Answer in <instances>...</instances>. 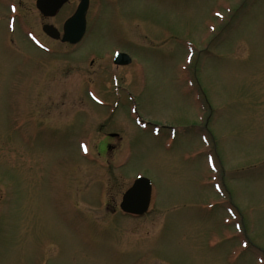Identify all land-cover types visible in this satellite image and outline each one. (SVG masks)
<instances>
[{"label":"rangeland","instance_id":"rangeland-1","mask_svg":"<svg viewBox=\"0 0 264 264\" xmlns=\"http://www.w3.org/2000/svg\"><path fill=\"white\" fill-rule=\"evenodd\" d=\"M7 1L0 264H264V0H91L75 46Z\"/></svg>","mask_w":264,"mask_h":264},{"label":"water","instance_id":"water-1","mask_svg":"<svg viewBox=\"0 0 264 264\" xmlns=\"http://www.w3.org/2000/svg\"><path fill=\"white\" fill-rule=\"evenodd\" d=\"M67 1L69 0H37L36 6L42 14L49 16L55 15ZM88 6L89 0H81L73 16L65 22L63 42L77 44L81 41L86 30ZM43 30L53 39L60 38V33L53 26L45 25ZM114 63L116 65H128L131 63V58L125 53H118L114 58ZM151 194V182L144 177H138L123 195L120 209L126 214L143 216L149 209Z\"/></svg>","mask_w":264,"mask_h":264},{"label":"flooded vegetation","instance_id":"flooded-vegetation-1","mask_svg":"<svg viewBox=\"0 0 264 264\" xmlns=\"http://www.w3.org/2000/svg\"><path fill=\"white\" fill-rule=\"evenodd\" d=\"M31 1H33L34 2V5H35V9L37 10V18L39 17L40 18V20H41V30H42V35H43V37H46L47 39H51L52 41H58V42H60L61 44H63V45H68V46H75V45H71L70 43H67V42H63L62 41V38H63V35H64V33H63V27H64V24H65V22H66V20H68L73 14H74V12L76 11V9H77V7H78V5H79V3L81 2V0H69V1H67L62 7H61V9L55 14V15H49V16H45L44 14H42L38 9H37V7H36V1L37 0H31ZM8 3H9V6H11V5H14L13 6V8L15 7L16 8V13H15V15H18V13L19 12H21V14H22V12L25 10V9H23V5H25L24 3H23V1L22 0H14V1H11L10 2V0H8L7 1ZM72 4H75V9L72 11V12H70V14H68L63 20H62V26H61V29H60V27L59 26H56L55 25V23H54V21L53 20H56V19H58L61 15H62V12L68 7V6H70V5H72ZM90 7H91V0H89V6H88V11H87V14H86V30H85V33H84V36H83V38H82V40L80 41V43H82V41L84 40V38L86 37V34H87V28H88V16L90 15L91 16V14H90ZM20 9H21V11H20ZM19 10V11H18ZM23 24H25L24 26H22V27H24V30H25V32H22V31H20L19 32V34H20V37H21V39H25L26 40V42H28V44H30L31 46H33L31 43H29V41H32L35 45H37V43H38V41H37V39H39L38 38V36H37V34H35L34 32H32L33 30H31L32 28H34L33 27V25L31 24V29L30 30H28L29 28L28 27H30V25L28 24V22L27 21H24V23ZM45 25H50V26H53L55 29H57L58 30V32L60 33V38L59 39H53L52 37H50L49 35H47L44 31H43V27L45 26ZM30 31V32H29ZM40 37V36H39ZM37 42V43H36ZM79 44V43H78ZM77 44V45H78ZM34 47V46H33ZM120 52H123V53H126V54H128V51L126 50V51H120ZM118 53V52H117ZM116 54V53H115ZM130 66V65H129ZM129 66H127V67H129ZM120 67V66H119ZM121 67H124V66H121ZM36 123V122H35ZM41 126H44V125H42V124H40Z\"/></svg>","mask_w":264,"mask_h":264}]
</instances>
